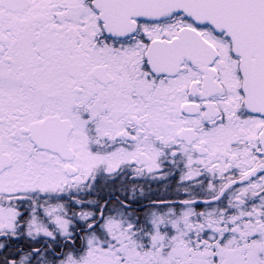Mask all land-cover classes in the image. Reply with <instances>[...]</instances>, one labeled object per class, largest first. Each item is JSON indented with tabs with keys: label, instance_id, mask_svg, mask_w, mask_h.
Segmentation results:
<instances>
[{
	"label": "snow or ice",
	"instance_id": "6c2138e0",
	"mask_svg": "<svg viewBox=\"0 0 264 264\" xmlns=\"http://www.w3.org/2000/svg\"><path fill=\"white\" fill-rule=\"evenodd\" d=\"M0 264H264V0H0Z\"/></svg>",
	"mask_w": 264,
	"mask_h": 264
}]
</instances>
